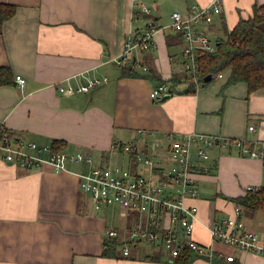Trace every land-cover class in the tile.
Segmentation results:
<instances>
[{"label": "crops", "instance_id": "obj_1", "mask_svg": "<svg viewBox=\"0 0 264 264\" xmlns=\"http://www.w3.org/2000/svg\"><path fill=\"white\" fill-rule=\"evenodd\" d=\"M145 1L150 16L164 25L155 34L156 50L147 52L160 76L171 79L180 67L176 61L180 51L167 40L168 35H177L168 26L172 12H186L193 4L212 0ZM0 2L18 6L0 34V66L14 73L13 84L0 85V122L20 136L40 145L64 139L65 150L92 153L97 163L117 152L124 165L134 166L135 156L120 146L136 144L142 152L167 160V133L244 138L256 149L264 148V88L249 94L246 82L227 85L226 72L196 91L180 84L166 99H155L151 92L156 83L143 76L146 71L122 76L123 67L112 59L122 53L129 31L145 25L135 19L134 0ZM223 3L224 12L215 24L231 30L264 0ZM146 53L140 56L143 61ZM17 75L26 78L24 88L18 86ZM103 76L108 81L91 92L66 94L59 89ZM250 125L255 130L250 131ZM199 164V195L188 199L199 207L194 236L232 251L214 242L206 226L234 214L236 203L231 198L245 194L249 185L264 186V159L216 146ZM87 166L68 163L66 170L50 165L27 169L0 158V264H171L163 255L160 260L146 258L161 252L157 248L135 252L147 242L132 247L129 255L121 248L119 256L103 255L108 229L118 226L119 208H94L90 194L80 188L78 174ZM259 223L258 231L264 233V222ZM243 258L246 264H264L263 255L243 253Z\"/></svg>", "mask_w": 264, "mask_h": 264}, {"label": "built area", "instance_id": "obj_2", "mask_svg": "<svg viewBox=\"0 0 264 264\" xmlns=\"http://www.w3.org/2000/svg\"><path fill=\"white\" fill-rule=\"evenodd\" d=\"M134 9L135 19L143 20L145 25L143 29L129 31L122 53L112 61L121 67L133 64L136 69L148 71L140 56L148 50H156L155 34L164 29V25L150 16L151 7L145 0H134ZM223 12V0H212L207 5L193 4L186 12L175 10L171 14L168 26L180 35L183 44L177 55L176 61H180L177 72L184 73L183 81L193 83L195 90L203 83L200 79L202 58L217 49V39L212 38L211 33L216 18ZM225 74L220 72L213 78L221 79ZM108 79V76L89 77L86 83L78 86L68 83L59 85V89L66 94L91 92ZM16 81L24 88V76L17 75ZM171 86L170 82L156 85L151 96L162 99L167 94L172 95ZM7 129L0 122V158L5 162L27 169L50 165L56 170H66L68 163L88 165L87 170L78 174L80 188L90 194L95 209L119 208L127 223L124 236L120 238L122 230L117 226L108 229L107 235L121 239L124 255L130 254L133 245L147 242L164 249L165 252H161L171 264L184 256L187 248L197 255L192 264H231L235 261L246 264L243 253L264 256V233L250 227L242 206L236 204L234 214L206 226L214 242L232 248V251H224L195 238L199 207L188 202L199 195L196 181L199 160L209 159L213 147L235 148L242 155L264 159V148L256 149L247 139L205 133L180 136L167 133L170 140L167 160L142 152L136 144L121 145L124 152L135 156L134 166L132 163H97L92 153L54 150L51 144L40 145L20 135H11ZM249 130H255V125H250ZM247 189L256 187L249 185Z\"/></svg>", "mask_w": 264, "mask_h": 264}, {"label": "trees", "instance_id": "obj_3", "mask_svg": "<svg viewBox=\"0 0 264 264\" xmlns=\"http://www.w3.org/2000/svg\"><path fill=\"white\" fill-rule=\"evenodd\" d=\"M18 6L14 3L0 2V34L6 21L11 19L17 12ZM264 3L254 5V13L247 18L241 17L239 22L231 29H225L226 36L217 37V49L213 53H209L202 58L203 73L200 76L202 87L214 81H206L209 74L218 75L220 72L229 73L227 85L238 82H246L248 84L249 94L264 88ZM168 45H178L182 42L180 35H168ZM153 50H148V52ZM147 52V51H146ZM144 52V53H146ZM144 55V64L148 66L146 74H140L134 65H128L122 68V76H138L143 75L150 78L160 85L164 82H170L174 93L179 89L180 84L187 86L188 91H196L193 83L183 81L184 73L176 72L171 79H165L157 72L152 62V55L149 53ZM215 76V77H216ZM14 73L8 66H0V85L13 84ZM11 135H19V132L7 129ZM51 146L54 150H65L67 141L64 139H53ZM237 205L243 207L247 212L253 210L264 209V186L256 187V189L247 190L245 194L231 198ZM140 243L133 245L136 247ZM122 241L119 237H107L105 240V248L103 255L108 257L119 256ZM162 253L149 255L146 258L151 260L162 259ZM184 256L176 258L175 264H192L196 258V253L187 248L183 253ZM226 264V263H219ZM231 264H240L239 261Z\"/></svg>", "mask_w": 264, "mask_h": 264}, {"label": "rangeland", "instance_id": "obj_4", "mask_svg": "<svg viewBox=\"0 0 264 264\" xmlns=\"http://www.w3.org/2000/svg\"><path fill=\"white\" fill-rule=\"evenodd\" d=\"M166 1V0H165ZM171 1V0H170ZM175 1H177V0H175ZM170 3H168V5H169ZM174 4L176 5V3L174 2ZM171 10V9H170ZM165 19H164V23H167L168 22V20H169V15H167V17H164ZM264 26V25H263ZM211 36H212V38H214V39H216L217 37H219V36H226V31L224 30V29H222V27L219 25V23H216V24H214L213 25V27H212V33H211ZM182 42L180 43V44H178V45H176L175 47H176V49H179V51L182 49ZM226 73V72H225ZM215 80H219L217 77H214V81ZM214 81H212V82H214ZM120 151V150H119ZM121 152L122 151H120L119 153L121 154ZM97 161H99V160H97ZM103 164H112V165H115V164H121V165H124V163H123V161L122 160H120L119 158H117V152H115L114 153V155L111 157V159H109V160H106V161H104V162H102ZM132 163V162H131ZM133 164V163H132ZM245 211V210H244ZM257 211V210H256ZM256 211H254L253 212V210L249 213V212H247L246 213V211H245V216H246V219L248 220V222H249V224H250V227L252 228V229H254V230H259V225L260 226H262V224H258V222L259 221H262V222H264V209H260L259 211H258V213H256V217H254L253 215H254V213L256 212ZM118 216H117V218L115 219L116 221H117V224H118V228L121 230L122 228H123V232H122V234H121V239L123 238V236H124V233H125V226H126V220H125V218L123 217V216H121L120 215V211L118 212V214H117ZM111 216V215H110ZM121 217V218H120ZM250 217H253V218H250ZM122 220V221H121ZM122 222L124 223L123 224V226H122ZM263 230H264V226H263ZM260 232V231H259ZM151 244V243H150ZM150 244H146V246H145V244L143 245V246H141V247H143V248H138V249H134L135 250V252H138L139 251V253H147V250L149 251V250H154V246H152V245H150ZM149 245V246H148ZM158 251H162V252H165V250L164 249H162V248H160V249H157ZM121 252H123L122 250H121ZM237 253L238 254H240V251H237Z\"/></svg>", "mask_w": 264, "mask_h": 264}, {"label": "water", "instance_id": "obj_5", "mask_svg": "<svg viewBox=\"0 0 264 264\" xmlns=\"http://www.w3.org/2000/svg\"><path fill=\"white\" fill-rule=\"evenodd\" d=\"M213 79V74H209L207 77H206V81H210V80H212ZM170 96V94H167V95H165L164 96V98L166 99L167 97H169Z\"/></svg>", "mask_w": 264, "mask_h": 264}]
</instances>
